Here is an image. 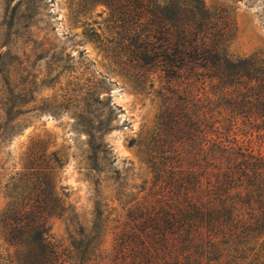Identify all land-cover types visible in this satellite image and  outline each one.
<instances>
[{"label": "trees", "instance_id": "trees-1", "mask_svg": "<svg viewBox=\"0 0 264 264\" xmlns=\"http://www.w3.org/2000/svg\"><path fill=\"white\" fill-rule=\"evenodd\" d=\"M105 1L115 7L119 64L141 88L160 84L158 129L144 151L151 185L133 194L112 250L101 247L99 204L92 226L62 249L44 214L65 209L54 182L63 162L39 151L34 207L7 216L21 264H264V61L228 51L235 21L204 0ZM89 114L79 118L98 153L104 124Z\"/></svg>", "mask_w": 264, "mask_h": 264}, {"label": "rangeland", "instance_id": "rangeland-1", "mask_svg": "<svg viewBox=\"0 0 264 264\" xmlns=\"http://www.w3.org/2000/svg\"><path fill=\"white\" fill-rule=\"evenodd\" d=\"M204 1L235 21L228 51L264 61V0ZM114 8L105 0H0V264H21L7 216L34 207L39 151L63 162L54 182L65 209L44 214L62 249L92 226L99 204L101 247L112 250L133 194L151 185L144 151L158 129L160 84L141 88L119 64ZM86 111L104 124L98 153L79 118Z\"/></svg>", "mask_w": 264, "mask_h": 264}]
</instances>
